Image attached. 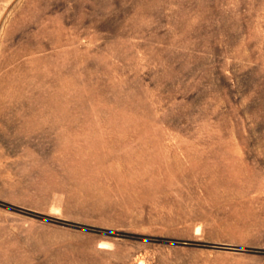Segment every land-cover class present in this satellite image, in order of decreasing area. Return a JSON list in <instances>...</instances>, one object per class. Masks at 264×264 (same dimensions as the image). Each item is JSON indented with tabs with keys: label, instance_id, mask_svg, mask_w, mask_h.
Here are the masks:
<instances>
[{
	"label": "rangeland",
	"instance_id": "obj_1",
	"mask_svg": "<svg viewBox=\"0 0 264 264\" xmlns=\"http://www.w3.org/2000/svg\"><path fill=\"white\" fill-rule=\"evenodd\" d=\"M0 264H264V0H0Z\"/></svg>",
	"mask_w": 264,
	"mask_h": 264
}]
</instances>
